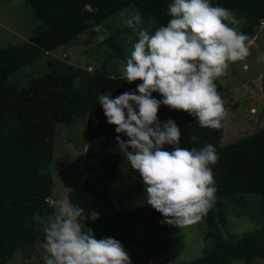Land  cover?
<instances>
[{
    "label": "trees",
    "instance_id": "trees-1",
    "mask_svg": "<svg viewBox=\"0 0 264 264\" xmlns=\"http://www.w3.org/2000/svg\"><path fill=\"white\" fill-rule=\"evenodd\" d=\"M40 20L41 25L30 36L29 44L41 51L73 42L103 19L133 5L141 16L155 21V29L166 25L170 17L167 5L171 0H24ZM227 9L235 10L239 30L253 38L256 28L264 22V0H211ZM91 4L98 11H84ZM119 29L112 30L103 43L109 56L125 60L127 50L119 38ZM20 59L27 58L23 44ZM0 52V264H7L17 249L21 248L22 259L31 258L42 249L44 236L37 231L33 215L51 214L56 205L48 202L52 193V177L47 167L51 154L42 151L45 136V119L63 107L67 101L79 98L87 108L86 150L83 165V184L72 188L67 201L79 204L86 214L95 210L96 221H85L96 239L111 237L119 241L123 237L132 241L136 237L135 225L143 222L149 231L134 248V264L160 257L161 263L169 264L166 258L170 238L163 233L172 225L162 223L164 217L147 204L146 186L139 173L133 170L120 152L116 136L127 140L123 133L117 134L115 126L107 123L98 94H111L116 98L125 92H136L142 81L128 83L123 75L107 68L104 73L91 75L87 70L61 61L49 66L44 72L31 78L22 87H13L10 96L2 97L1 91L10 85L9 76L14 71L10 61L3 57L7 48ZM7 55V54H6ZM223 99L222 86L215 81ZM162 99L159 93L152 94ZM173 120L179 127L181 148H202L205 144L215 146L219 160L211 165L215 187V203L202 217L207 224L215 225L214 214L221 224L225 218L222 207L243 201V194L259 195L263 214L260 226L253 231L229 234L222 238L217 234L213 246L196 259L179 264H230L242 258L244 264H253V259L264 258V128L220 144L222 127H200L197 119L184 111L161 105L158 120ZM223 124V121H222ZM196 136L195 142L190 140ZM172 145L163 150L172 151ZM131 150V149H129ZM40 241V243H37ZM124 247V246H123ZM125 251L127 249L124 247Z\"/></svg>",
    "mask_w": 264,
    "mask_h": 264
},
{
    "label": "clouds",
    "instance_id": "clouds-1",
    "mask_svg": "<svg viewBox=\"0 0 264 264\" xmlns=\"http://www.w3.org/2000/svg\"><path fill=\"white\" fill-rule=\"evenodd\" d=\"M84 11L98 9L85 4ZM167 15L166 25L151 34L139 28L143 23L139 13H121L128 28L138 29L123 76L128 83L142 81L136 87L139 94L129 91L116 98L98 94L97 100L107 123L127 136L122 140L117 135V145L146 186L147 204L162 214V223L184 226L200 221L215 203L210 166L219 155L212 144L181 148L179 127L171 119L159 121L158 109L165 105L195 117L202 128H221L227 110L215 81L228 74L230 64L247 59L254 41L239 30L235 10L211 0H171ZM164 145L173 150H163ZM97 219V211L86 214L70 201L60 202L51 214H34L36 230L44 236L42 243L37 241L46 253L44 264H131L119 241L98 240L85 227V221Z\"/></svg>",
    "mask_w": 264,
    "mask_h": 264
},
{
    "label": "rangeland",
    "instance_id": "rangeland-1",
    "mask_svg": "<svg viewBox=\"0 0 264 264\" xmlns=\"http://www.w3.org/2000/svg\"><path fill=\"white\" fill-rule=\"evenodd\" d=\"M121 13L131 15L139 13L137 7L128 5L116 13L103 19L73 42L62 44L51 51H41L29 44V38L35 33L41 20L35 16L33 9L24 0H0V52L7 48L3 57L10 61L14 71L9 76L10 85L1 91L2 97H8L13 87H22L31 78L44 72L49 66L66 61L79 66L94 75L104 73L107 68L123 75V68L133 44L138 39V29L128 28L123 22ZM140 14V13H139ZM242 23V19H240ZM143 23L139 28L154 34L155 21L142 16ZM240 26V25H239ZM119 29V38L125 44L127 56L125 60L109 56L108 47L103 39L114 29ZM257 41H254L251 54L243 62L230 64L228 74L218 81L222 86L224 106L227 115L223 120L220 144L225 145L238 138L251 135L264 128V24L257 29ZM23 44L30 55L20 59ZM22 49V51L20 50ZM247 65V70H244ZM91 69V70H90ZM40 76V75H39ZM86 117L87 108L82 100L76 98L67 101L63 107L54 111L45 119V136L42 151L51 154L47 170L53 180L52 193L47 199L52 205L67 201V194L72 188L83 184V165L86 150ZM243 201L226 204L222 207L224 224L214 214L216 224H207L200 220L191 225L165 228L170 238V249L166 255L169 264H179L203 256L213 246L217 234L226 238L229 234H241L256 230L260 226L259 217L263 214L259 195L245 193ZM136 237L129 241L119 238V242L127 249L131 264H134V248L141 237L149 231L143 222L135 225ZM31 258L22 259L21 248L17 249L7 264H44L46 253L43 249ZM161 258L147 260L145 264L161 263ZM143 264V263H139ZM230 264H244L242 258H236ZM253 264H264V258L253 259Z\"/></svg>",
    "mask_w": 264,
    "mask_h": 264
},
{
    "label": "crops",
    "instance_id": "crops-1",
    "mask_svg": "<svg viewBox=\"0 0 264 264\" xmlns=\"http://www.w3.org/2000/svg\"><path fill=\"white\" fill-rule=\"evenodd\" d=\"M256 29H257V28H256ZM252 40L257 41V30H256V32H255V34H254Z\"/></svg>",
    "mask_w": 264,
    "mask_h": 264
},
{
    "label": "built area",
    "instance_id": "built-area-1",
    "mask_svg": "<svg viewBox=\"0 0 264 264\" xmlns=\"http://www.w3.org/2000/svg\"><path fill=\"white\" fill-rule=\"evenodd\" d=\"M263 21H264V20H263ZM263 24H264V22H261V23H260V25H263Z\"/></svg>",
    "mask_w": 264,
    "mask_h": 264
}]
</instances>
